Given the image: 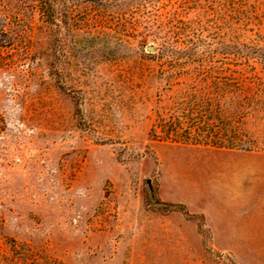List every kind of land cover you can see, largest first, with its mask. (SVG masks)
Segmentation results:
<instances>
[{"label":"rangeland","instance_id":"374dc122","mask_svg":"<svg viewBox=\"0 0 264 264\" xmlns=\"http://www.w3.org/2000/svg\"><path fill=\"white\" fill-rule=\"evenodd\" d=\"M7 2L0 264H264V0Z\"/></svg>","mask_w":264,"mask_h":264},{"label":"trees","instance_id":"16d2710c","mask_svg":"<svg viewBox=\"0 0 264 264\" xmlns=\"http://www.w3.org/2000/svg\"><path fill=\"white\" fill-rule=\"evenodd\" d=\"M1 2H4V0H0ZM10 2H7L4 5V9H6L9 4L11 3V5L9 7H14L16 10H19L21 8H25V9H31V10H37L40 12L41 16L43 19L45 20H51L53 17V12H54V7L56 4H60L61 2L60 0H9ZM6 7V8H5ZM2 10H0V27H3L4 24L7 23V21H9L10 17L9 15L5 14L3 15L1 13ZM11 16V15H10ZM165 50V49H164ZM232 109V108H230ZM230 110H228V113H226L227 118L232 120V119H236L237 117V109H233V112L230 113ZM218 115H221L220 113H218ZM201 124V123H200ZM200 125L198 124L197 127H199ZM228 123H226L225 121H219L215 124H212L210 126L207 127V129L204 131V133L206 134V137L209 138V141L214 142L216 144H223V142H228V144L232 145L236 142V137L232 136V134L234 133L235 135L237 134L236 130H232L228 131ZM196 127V128H197ZM228 132H231V134H229L230 136H228ZM207 140V139H206ZM174 208L179 209L181 211L184 212V214H186V216L188 217H195L194 215H190L189 213H187L184 205H173Z\"/></svg>","mask_w":264,"mask_h":264},{"label":"water","instance_id":"95a60500","mask_svg":"<svg viewBox=\"0 0 264 264\" xmlns=\"http://www.w3.org/2000/svg\"><path fill=\"white\" fill-rule=\"evenodd\" d=\"M149 50H150V51H153V50H154V47L150 46V47H149Z\"/></svg>","mask_w":264,"mask_h":264}]
</instances>
